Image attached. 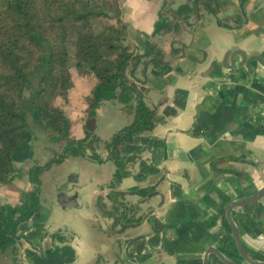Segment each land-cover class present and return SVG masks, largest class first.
Listing matches in <instances>:
<instances>
[{
	"label": "crops",
	"instance_id": "obj_1",
	"mask_svg": "<svg viewBox=\"0 0 264 264\" xmlns=\"http://www.w3.org/2000/svg\"><path fill=\"white\" fill-rule=\"evenodd\" d=\"M255 1L259 3L253 14L255 20L247 24L259 27V32L232 34L217 26L219 34L227 38L223 49L215 50L213 41L199 43L206 56L199 65L201 72L219 55L209 75L186 76L177 70L164 78L148 80L145 85L150 88L147 99L153 93L161 98L152 105L159 107L165 122L135 137L132 144L123 147V154L141 153L160 172L142 181L125 178L118 190L157 185L155 192L163 194L164 202L161 204L158 195L145 199L143 205L152 214L127 232V264H202L210 246H217L235 262L240 259L224 217V206L264 187V0ZM160 4L161 0H121L119 6L131 32L143 36L153 33ZM132 37L138 40L136 35ZM229 49H243L249 58L259 57L263 62L253 60L247 67L238 63L230 66L229 58L221 62L220 57ZM132 79H140L137 71ZM111 102L100 105L104 117L110 114ZM82 137L83 132L76 138ZM151 139L162 145L149 147ZM232 216L245 249L256 260L264 261V198L235 208ZM102 261L99 258V264ZM208 264L222 263L210 255Z\"/></svg>",
	"mask_w": 264,
	"mask_h": 264
},
{
	"label": "trees",
	"instance_id": "obj_2",
	"mask_svg": "<svg viewBox=\"0 0 264 264\" xmlns=\"http://www.w3.org/2000/svg\"><path fill=\"white\" fill-rule=\"evenodd\" d=\"M200 3L213 14H218L228 4L222 0H190L176 9H161L158 23L167 15L172 18L171 26L179 19L197 16ZM71 26H77L75 65L83 74L95 79L86 98V114L94 117L102 102L116 101L120 109L132 117L128 125L105 141L87 129L82 138H76L71 133L74 122L55 104L58 98L67 103L74 86L70 72L72 58L67 51ZM239 30H242L240 34L244 33L243 28ZM260 30L253 26L245 31L257 33ZM143 36L149 39L148 35ZM130 38L134 40L130 25L115 0H0V185H11L20 177L14 155L33 140L30 120L62 148L57 157L29 170L33 190L21 205H0V253L15 247L20 227L41 211V176L70 156L102 164L106 160L100 158L96 148L103 145L108 152L107 160L115 167L108 184L111 189L108 197L116 213L125 208L122 200L127 195L145 197L156 190L157 185L117 190L125 178L142 181L160 172L154 162L144 160L141 153L123 154V147L132 144L135 137L150 133L165 122L159 107L146 103L150 88L131 76L141 65L151 66L157 76L172 72L171 65L164 61V51L156 44H144L142 54H137L129 43ZM160 145L153 139L149 142V147ZM87 150L91 151L88 156ZM135 164L139 168L133 173L131 167ZM226 172L240 175L234 170ZM120 219L117 218V224ZM36 227L40 231L41 225Z\"/></svg>",
	"mask_w": 264,
	"mask_h": 264
},
{
	"label": "rangeland",
	"instance_id": "obj_3",
	"mask_svg": "<svg viewBox=\"0 0 264 264\" xmlns=\"http://www.w3.org/2000/svg\"><path fill=\"white\" fill-rule=\"evenodd\" d=\"M115 1L120 4L121 0ZM188 1L190 0H161L160 9H163L164 3H167L164 7V9L167 10L168 8L176 9L179 5ZM223 1H228L229 4L221 8L222 12L218 18L213 15H208L202 5L198 9L199 19H196L195 16L191 17L192 25L189 29L195 31L196 37L195 40L192 38L191 43V36H188V34L180 36L175 33L167 34L164 32L160 39L153 38L157 45L166 48H168L172 42H174L177 48L181 47V42L185 44L190 43L187 48L188 50H186V57L177 60L174 59L176 57H172L173 59L170 58L173 67L178 65L180 67L183 65L187 66L188 63L191 62L194 68L192 71L190 69H185V72L190 70L193 76L200 77L201 74L204 76V72L207 69L201 73L203 69L199 65L203 63L206 56L202 54L199 43L213 41L214 49L221 50L223 49V45H226L227 41L225 35L219 34V31H217L216 20L221 19V22L234 26L236 24L234 22V17L241 14L242 18L240 20L243 21L241 23V28L244 29V34L246 33L245 30H250L253 27V24L248 25L247 23L249 22L247 21L253 18V14L256 12L255 9H257L259 3L257 4L255 0H251L245 5L241 4V6H238L236 0ZM262 15H264V10ZM166 17L171 18L170 15ZM123 18L126 20L124 15ZM253 19L255 20V18ZM241 31L242 30H239L238 33L240 34ZM76 33L77 26H71L67 43V51L72 58L70 72L74 86L69 91V101L67 103L58 98L55 104L63 108L66 115L74 122L71 127L72 135L80 137L83 132L84 136V131L87 129L105 141L110 139L115 132L128 125L132 117L124 113L119 108L120 105L116 101L110 103V114L105 117L100 107L96 110V115L94 117H89L86 114L88 107L86 98L90 95L91 89L95 84V79L90 74H83L75 65L73 52ZM131 35H136L138 40L130 38V45L132 48L136 49L137 54H142L143 50L141 46L146 42L145 36H139L133 32H131ZM180 50L181 49H179V51ZM225 54L226 53L220 56L221 62L224 60ZM169 57L170 56L166 54V58L168 59ZM217 59H219V55L213 57L212 63ZM141 69L142 66L136 70L139 78H141ZM132 77L133 75L131 78ZM160 99L157 93H153L150 98L146 100V103L151 106L152 102H158ZM90 123L92 128L89 126ZM30 127L34 136L30 143L32 156L22 161H16V167L20 174V177L15 179L16 183L11 185H0V205H21L27 198L28 193L33 190V185L29 182V170L34 166H43L62 152L61 146L51 142L41 129L32 124L31 120ZM96 153L100 158L104 160L108 159V152L104 149L102 144L96 148ZM86 154L87 156L90 155L91 151L87 150ZM135 165L131 167V170L134 172L138 171L139 168L138 164ZM135 168H137V170ZM114 169L115 167L111 161L108 164H99L91 162L83 157L70 156L66 158L61 165L53 166L48 172L44 173L41 176V211L33 216L29 222L20 227L18 232L20 238L17 244L14 248L0 253V264H31L29 260L30 254H33L34 250L40 252L45 243L49 244L50 239L48 235H58L59 233L64 235L66 240L73 239L75 234L80 246H83V256L81 260L90 262L94 258L93 249L95 248V243L99 242V237L95 234V222L96 224L99 223L98 231L100 238L112 235L107 231L109 230L110 221L104 216L97 217L99 215L95 212V205L98 203V196H100V201H103L102 203L106 208L109 205L106 195L110 192L108 184L112 180L111 177L113 176ZM101 183L104 184L98 186ZM63 196L73 199L76 206L67 208L61 206L59 200ZM147 208L148 207L145 205H142L141 213L144 214ZM39 224L45 226L46 229L42 228L40 231L37 230L36 226ZM45 230L47 233L44 232ZM36 232L38 234L34 238ZM43 236L48 237L43 238ZM35 246L39 249H35ZM241 262V259H238V263L240 264Z\"/></svg>",
	"mask_w": 264,
	"mask_h": 264
},
{
	"label": "flooded vegetation",
	"instance_id": "obj_4",
	"mask_svg": "<svg viewBox=\"0 0 264 264\" xmlns=\"http://www.w3.org/2000/svg\"><path fill=\"white\" fill-rule=\"evenodd\" d=\"M249 1H251V0H246V1L236 0V2L238 3V6H241V4L245 5ZM226 2L228 3V1H226ZM228 4H227V6H228ZM166 5H167V3H164L163 8ZM181 5H183V4H181ZM181 5H179V6H181ZM201 5H202V3H200L199 7ZM202 7H204V6L202 5ZM160 10H159V12H160ZM205 11L207 12L208 15H213L217 18L219 17V15L222 12L221 9H220L218 14L210 13L207 10H205ZM195 18L199 19V13H197V16H195ZM241 18H242L241 14L237 17L236 16L234 17V22L236 23L234 26L229 25V24L224 23V22H221V19L216 20V24H217V26L226 25L227 27H231V28H226V27H224V28L227 29V32H229V33L231 32L232 34H236V33H238L239 29L241 28L240 26H241V23L243 22L240 20ZM171 21H172V18H167L166 16L162 20H160V23H158L159 22V19H158V21H157L158 25L156 24L153 33L151 35H148L149 39H146L145 44L146 43L156 44V42H154L155 40H153V38L160 39L164 32H166L167 34L175 33V34L180 35V36H184V34H188V36H191L190 43L192 42V38H194V40H195V38H196L195 37V31L189 29L190 26L192 25L191 17L187 20H182V19L180 20L179 19L178 21H176V24H175L176 27L171 26V24H170ZM244 22L247 23L246 21H244ZM171 27H172V29H171ZM145 35H147V34H145ZM178 42H179V40H178ZM189 44H185L184 42H181L180 48H177L174 45V42H172V44L168 48L161 47L157 44L156 45L159 49L164 51V61L171 65L172 71L178 70L182 74L189 76V75H191L190 72L194 68L193 63L190 62V63H188L187 66L183 65L182 67H180L179 65L173 67L172 64L170 63L171 59H173L174 57H179L182 54H184L186 57V55H187L186 50H188L187 48H188ZM179 49H181V50L179 51ZM173 50H175L176 52L173 53ZM166 54H168V56H170L168 59L166 58ZM238 58H239V60H241L240 57H238ZM238 62H240V61H237L236 63H238ZM211 65L209 66V68L204 73L209 71ZM228 65L231 66L230 62ZM141 66H142V69H141L140 82L142 84H144V86L146 85L148 80L160 79V78H164L165 76H167V75L157 76L156 71H154L151 66H148V67H144L143 65H141ZM185 69H190L191 71L189 70V71L185 72ZM201 73H203V72H201ZM151 106H153V105H151ZM110 191H111V189H110ZM118 191H120V190H118ZM153 192H155V190L152 191L151 193H153ZM151 193H149V194H151ZM108 196H109V194L106 195V199L109 202V205L107 206V208L102 203L103 201L102 200L100 201V199H101L100 196H98L99 199H98V203L95 205V212L97 213V215H99L97 217L104 216L106 219H108L110 221L109 230H107V231L110 234H112V235H109L112 237L108 236V237L100 238V234L98 231L99 230V223H98V221H97L98 224H96V222H95V226H96L95 227V234L98 235L99 242L95 243V248L93 249L94 258L90 262H84L81 260V257L83 256V249H82L83 246L82 245L80 246V243L76 239L75 234H74L73 239L66 240L64 235H61L59 233L58 235L57 234H51L52 236L48 235L49 239H50L49 244L45 243L43 245L44 246L43 249L40 252H38V251L36 252L34 250L33 254L32 253L30 254L29 260H30L31 264H99L100 263V262H98L99 258L103 260L102 264H127V263H125V256H124L125 255L124 254V240L127 237V232L131 229L137 228L139 226V223L142 222L144 219H147V217H149L152 214V212H149L150 208H147V210H146V212H144V214L141 213V206L144 204V201L147 198V196L138 197V196H133V195H127L125 197V199L122 200L125 208L123 210H121L120 213L115 212L114 208L112 207L113 203L109 199ZM134 197H135V199H134ZM68 199L72 200L75 203V201L73 199H71V198H68ZM140 200H142V201H140ZM65 208H67V207H65ZM121 213H122V215H121ZM118 217H121L120 224H117V218ZM224 217H225V220L227 222L229 231L231 233L230 226H229L228 221H227L226 216H225V206H224ZM126 219H129L130 221H127ZM233 220H234V218H233ZM262 222H264V221H262ZM262 226H263V223H262ZM42 228L46 229V227L41 224V229ZM44 232H46V230ZM37 234L38 233L36 232L34 238L37 236ZM48 236H43V238L48 237ZM231 236H232V234H231ZM232 241H233V245L235 246V249H236V245H235V242L233 240V237H232ZM215 247H217V246H215ZM35 249H39V248L37 246H35ZM236 252H237V249H236ZM237 254H238V252H237ZM252 257L254 259H256L254 256H252ZM240 259L242 261L240 264H246L245 261L241 257H240ZM233 262H235V261H233ZM236 263H238V262H236Z\"/></svg>",
	"mask_w": 264,
	"mask_h": 264
},
{
	"label": "water",
	"instance_id": "obj_5",
	"mask_svg": "<svg viewBox=\"0 0 264 264\" xmlns=\"http://www.w3.org/2000/svg\"><path fill=\"white\" fill-rule=\"evenodd\" d=\"M184 57H185V55L182 54L181 56L176 57L174 59L175 60H177L179 58L183 59ZM238 57H240V59H241L240 62H238V65L239 66H246V67L249 66L250 62L253 61V60H258V61L261 60V58L255 57V56L249 58L247 52L245 50H243V49H229L226 52L224 59L227 60L229 58L228 59L229 60L228 64L230 62L231 66H235L236 62H237L235 60V58H238ZM261 62H263V60H261ZM214 65H215V63H213L211 65L209 71L206 72L205 75H209L210 74V72L213 69V67H215ZM89 126H90V128H92L91 123H90ZM31 156H32V152L30 151V145H28V146L20 149L14 155V160L15 161H22V160H25L26 158H29ZM156 195L160 196L161 204H162L164 202V196H163V194L161 192H153V193L149 194L147 196V198H150V197L156 196ZM263 198H264V187H262L260 190H258L255 194H253L251 196H248V197H245V198H241V199H238V200L230 201V202H228L225 205V216H226V219H227L228 224L230 226L231 234H232L233 240L235 242L237 252H238L239 256L245 261L246 264H264V261H259V260L254 259L247 252L245 247L243 246L242 241H241L239 228L237 227V225H236V223H235V221L233 220V217H232V210L235 209V208H238V207H243V206H247V205L256 203V202L260 201ZM142 200H140V201H142ZM59 202H60L61 206H63V207L76 206V204L72 200H69L68 198H66L64 196L62 198H60ZM210 255H215L222 264H238L236 262H233L229 258H227L215 246H210L209 248H207V250L204 253L203 263L202 264H208V258H209Z\"/></svg>",
	"mask_w": 264,
	"mask_h": 264
}]
</instances>
